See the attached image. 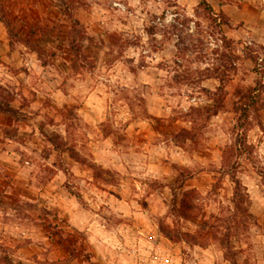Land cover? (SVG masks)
Segmentation results:
<instances>
[{
	"label": "clouds",
	"instance_id": "1",
	"mask_svg": "<svg viewBox=\"0 0 264 264\" xmlns=\"http://www.w3.org/2000/svg\"><path fill=\"white\" fill-rule=\"evenodd\" d=\"M0 264H264V0H0Z\"/></svg>",
	"mask_w": 264,
	"mask_h": 264
}]
</instances>
